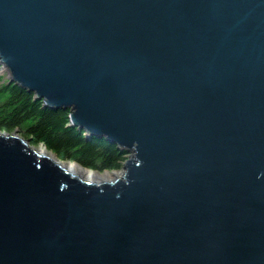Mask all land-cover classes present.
Here are the masks:
<instances>
[{
	"label": "water",
	"instance_id": "1",
	"mask_svg": "<svg viewBox=\"0 0 264 264\" xmlns=\"http://www.w3.org/2000/svg\"><path fill=\"white\" fill-rule=\"evenodd\" d=\"M0 69L128 153L0 131V264H264V0H0Z\"/></svg>",
	"mask_w": 264,
	"mask_h": 264
},
{
	"label": "trees",
	"instance_id": "2",
	"mask_svg": "<svg viewBox=\"0 0 264 264\" xmlns=\"http://www.w3.org/2000/svg\"><path fill=\"white\" fill-rule=\"evenodd\" d=\"M68 108L44 107L33 92L0 81V131L16 130L31 145H45L62 161H74L93 170H119L126 152L104 138L84 137L82 129L68 123Z\"/></svg>",
	"mask_w": 264,
	"mask_h": 264
},
{
	"label": "bare ground",
	"instance_id": "3",
	"mask_svg": "<svg viewBox=\"0 0 264 264\" xmlns=\"http://www.w3.org/2000/svg\"><path fill=\"white\" fill-rule=\"evenodd\" d=\"M35 149L42 155L51 157L52 159L56 161L59 160L55 154L51 153L43 146H37L35 147ZM59 162L60 164L65 165L70 171L74 172L78 176L84 177L88 180L104 181V180L112 179L114 176L120 175V173H110L108 171L106 173L92 172L77 163H73L69 161L59 160Z\"/></svg>",
	"mask_w": 264,
	"mask_h": 264
},
{
	"label": "rangeland",
	"instance_id": "4",
	"mask_svg": "<svg viewBox=\"0 0 264 264\" xmlns=\"http://www.w3.org/2000/svg\"><path fill=\"white\" fill-rule=\"evenodd\" d=\"M5 74H6V72H4V71H2V70L0 69V81H1V82H2L3 79H5ZM18 134L20 135V132H19V131H18ZM20 136H21V135H20ZM39 146H41V145H39ZM36 147H37V146H36ZM43 147H45L48 151H50L46 146H43ZM50 152L53 153L52 151H50ZM53 154H54V153H53ZM127 154H128V153L126 152V155H127ZM69 162L77 163V164L81 165L82 167L86 168L87 170L92 171V172H97V173H106L107 171L110 172V173H119V171H122V168L119 169V170H104V171L93 170V169H90V168H87V167L83 166L82 164H80V163H78V162H74V161H69ZM113 178H114V177H113Z\"/></svg>",
	"mask_w": 264,
	"mask_h": 264
}]
</instances>
